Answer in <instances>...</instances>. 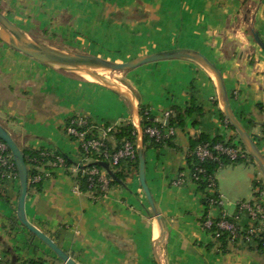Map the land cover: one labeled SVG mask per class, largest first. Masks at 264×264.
Wrapping results in <instances>:
<instances>
[{
	"label": "crops",
	"instance_id": "obj_1",
	"mask_svg": "<svg viewBox=\"0 0 264 264\" xmlns=\"http://www.w3.org/2000/svg\"><path fill=\"white\" fill-rule=\"evenodd\" d=\"M0 10L48 44L117 63L174 48L199 51L221 73L233 114L256 137L264 157L259 108L264 50L252 33L264 43V0H0ZM117 78L156 123L166 124L173 107L201 110L173 126L172 146L144 147L145 181L163 219L164 238L155 247L160 264H264V249L253 241L221 250L201 225L204 217L233 215L237 204L254 202L264 192L261 173L250 161L220 168L212 192H199L191 178L186 162L191 138L206 134L237 141L221 117L212 76L191 61L175 59L147 63ZM72 117L86 118L98 130L132 123L129 104L111 90L0 41V124L21 150L59 152L72 162L37 168L42 189H28L27 220L77 264H157V222L133 161L122 162L123 178L105 195L75 190L84 162L78 143L65 134ZM18 193L17 171L2 176L0 166V262L65 264L17 220ZM208 194H217L221 204L207 211Z\"/></svg>",
	"mask_w": 264,
	"mask_h": 264
},
{
	"label": "water",
	"instance_id": "obj_2",
	"mask_svg": "<svg viewBox=\"0 0 264 264\" xmlns=\"http://www.w3.org/2000/svg\"><path fill=\"white\" fill-rule=\"evenodd\" d=\"M253 38L264 50V43L260 40L257 33L253 34ZM0 41L12 49L21 52L50 68L80 76L82 78L89 76L92 79L91 81L111 90L127 101L131 108L132 125L134 126L136 133L135 150L138 159L139 184L157 222L158 235L154 241V255L157 264H160V259L155 247L163 241L164 227L163 219L145 181V151L143 129L141 127V120L139 116V103L135 94L129 88L114 80L110 76L111 74L123 73L155 61L175 59L191 61L206 70L215 82L221 113L233 127L247 153L253 159L255 165L261 173L264 185V157L250 134L233 114L221 73L216 66L199 51L186 48H174L138 56L127 62L117 63L48 44L38 38H35L15 25L1 12V10ZM0 140L4 142L10 151L19 180V193L15 210L17 220L31 234L44 243L63 263L77 264V262L73 260L65 251H63L50 237L27 220L25 215V199L28 192V173L24 160V154L8 130L1 124ZM102 166L109 172L107 164H102Z\"/></svg>",
	"mask_w": 264,
	"mask_h": 264
},
{
	"label": "trees",
	"instance_id": "obj_3",
	"mask_svg": "<svg viewBox=\"0 0 264 264\" xmlns=\"http://www.w3.org/2000/svg\"><path fill=\"white\" fill-rule=\"evenodd\" d=\"M253 34L255 32H252ZM259 108L264 112V101L259 104ZM193 110L198 111V113L201 115V110L199 108H193L188 107L184 110H182L179 107H173V114L168 118L166 121V124H164L166 127H173L176 124L177 125H183L184 117L186 115H190ZM139 116L141 120V127L143 129V141H144V147L146 148L148 145L154 146L156 148L162 147V146H172V136L162 139H155L153 137H149L148 134L145 132L146 128L148 127H154V126H160L161 124L154 122L152 116L146 112L145 108L141 105H139ZM221 117L225 120L227 126L231 128L233 127L229 124V122L226 120V118L221 113ZM264 128V124L262 125ZM235 131V130H234ZM99 136V130L95 127H92L91 123L88 122L87 124V138H96ZM253 140H256V137H252ZM107 145L111 151H114L121 147V145L124 143V141L128 140L131 141L134 145L136 142V133L134 126L132 123L122 124L118 126H114L113 129L108 132L107 137L105 138ZM200 144H208L209 147H213L216 144H221L225 147H238L241 148L243 151H246L243 144L241 143L238 135H237V141L235 142L233 138H230L228 140H224L221 136H214L210 137L206 134H199L189 141V152L186 157L187 165L190 169V175H196L197 178H192V180L197 185V190L199 192H205L206 191V181L205 177L210 174H215L220 168H222L225 165H233L238 163H244L246 161H250L251 163H254L253 159L249 156L247 153L245 157H238L235 160L229 159L224 154H219L218 159L219 160H204L200 161L195 156V149ZM22 152L24 154V160L25 164L27 166V173H28V189L29 190H35L40 191L42 189V180L43 177L40 176V173L38 172L37 168L46 165V167L51 168V162L55 160L56 157H62L64 159L65 165H70L72 162L67 158L66 155L61 154L59 152L56 153H50L47 150H31V149H22ZM247 152V151H246ZM6 153L8 155L10 154V151L7 148ZM134 162V165L136 168H138V159L137 156H135L134 160L127 161V162ZM102 164H107L109 169V175L112 176L111 183H116L117 181H120L123 178L122 175V162H119L115 165H112L108 162V160L104 159L101 154H99L96 151H89L87 153V163L86 164H80L78 166V172L76 174V180L77 185L79 187V190H85L87 192L92 193L93 195H100V189L97 186V184L89 189L88 186V175L85 173V169H89L92 166H96L100 169L104 168ZM201 168L203 171L198 172V169ZM105 169V168H104ZM16 170V168H15ZM36 177H39L38 180H35ZM110 183V184H111ZM262 189L264 190L263 184H261ZM257 197H259L258 194H256ZM211 199L217 200L218 195L217 194H211L207 195L206 199L204 200L205 209L208 211L210 206H217L216 203H210ZM245 203L240 202L237 204L236 210L233 215L231 216H225L224 218L228 220L229 222L235 224L237 226V232L236 236H231L229 231L221 229L218 227L219 221L222 219V216L211 218L212 225L209 229H206L203 227V223L205 221V217L201 220L202 227L207 230L212 238L215 240V242L219 243L220 249L225 250L228 244H248L250 242H254L256 247L260 250L264 249V227L257 233V234H250L251 228H258L261 225V221L263 218L261 215H257L256 218H251L250 214L247 210L241 209L240 210V204ZM250 205L253 207H256L257 204H260L258 198L254 202H249ZM264 208V206H263ZM264 212V210H263ZM207 212L205 211V214ZM242 219H246L247 223H241ZM249 238V239H247ZM19 264H45L42 260H29L26 262H21Z\"/></svg>",
	"mask_w": 264,
	"mask_h": 264
},
{
	"label": "built area",
	"instance_id": "obj_4",
	"mask_svg": "<svg viewBox=\"0 0 264 264\" xmlns=\"http://www.w3.org/2000/svg\"><path fill=\"white\" fill-rule=\"evenodd\" d=\"M165 117H169V113H165ZM87 119L82 117H72L69 119L66 127L65 134L72 140L78 143L79 152L82 156L84 164L87 163V153L89 151H96L101 156L108 160L112 165H115L119 162H127L135 159L136 150L135 145L131 141H124L120 148L111 151L107 145L105 138L107 137L108 132H110L114 126H102L99 129V136L96 138H87ZM145 132L149 137L155 139L167 138L174 135L173 127H166L164 124L160 126L148 127ZM7 147L3 141L0 140V166L2 168V176L6 172H11L15 170V165L13 163L11 155L6 153ZM224 154L229 159L235 160L236 158L245 157L247 152L243 151L238 147H225L221 144H216L213 147H209L208 144H200L195 149V156L198 160H219L218 155ZM58 164H65L62 157H56L54 161L51 162L52 166H57ZM88 175V186L89 189L93 188L96 184L100 189L101 194L95 195L94 198L105 195L107 193L112 178L110 177L108 171L104 168L100 169L96 166H92L89 169L84 170ZM201 168L198 169V172H202ZM39 177H36L35 180H38ZM191 178H197V176L192 175ZM207 183L206 190L212 192L216 187L215 174H210L205 177ZM75 190L80 191L78 185L75 186ZM260 196L257 197L260 204H257L256 207H253L249 203L240 204V210L245 209L250 214L251 218H256L257 215L264 217V192L260 193ZM210 203L221 204L220 197L218 196L217 200L211 199ZM225 215H222V219L218 223V227L224 230L229 231L231 236H236L237 226L228 220H226ZM212 225L211 218L207 217L203 223V227L209 229ZM264 227V218L261 221V225L258 228H251L250 234H257ZM249 239V238H247ZM0 264H4L0 262Z\"/></svg>",
	"mask_w": 264,
	"mask_h": 264
},
{
	"label": "rangeland",
	"instance_id": "obj_5",
	"mask_svg": "<svg viewBox=\"0 0 264 264\" xmlns=\"http://www.w3.org/2000/svg\"><path fill=\"white\" fill-rule=\"evenodd\" d=\"M117 75H119V73H113L111 74L110 76L114 79V80H117Z\"/></svg>",
	"mask_w": 264,
	"mask_h": 264
},
{
	"label": "bare ground",
	"instance_id": "obj_6",
	"mask_svg": "<svg viewBox=\"0 0 264 264\" xmlns=\"http://www.w3.org/2000/svg\"><path fill=\"white\" fill-rule=\"evenodd\" d=\"M85 78H87V79H91L89 76H85ZM92 80V79H91Z\"/></svg>",
	"mask_w": 264,
	"mask_h": 264
}]
</instances>
